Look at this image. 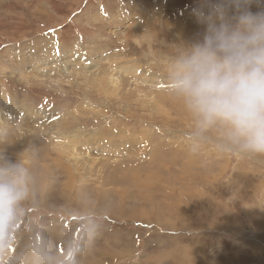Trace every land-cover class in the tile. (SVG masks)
Masks as SVG:
<instances>
[{"label": "rangeland", "instance_id": "rangeland-1", "mask_svg": "<svg viewBox=\"0 0 264 264\" xmlns=\"http://www.w3.org/2000/svg\"><path fill=\"white\" fill-rule=\"evenodd\" d=\"M201 7L0 0V165L27 173L0 264H264V155L166 92Z\"/></svg>", "mask_w": 264, "mask_h": 264}, {"label": "clouds", "instance_id": "clouds-1", "mask_svg": "<svg viewBox=\"0 0 264 264\" xmlns=\"http://www.w3.org/2000/svg\"><path fill=\"white\" fill-rule=\"evenodd\" d=\"M264 0H203L196 10L200 38L175 45L166 67V92L200 130L221 127L232 152L264 155ZM27 173L0 165V237L26 195Z\"/></svg>", "mask_w": 264, "mask_h": 264}]
</instances>
